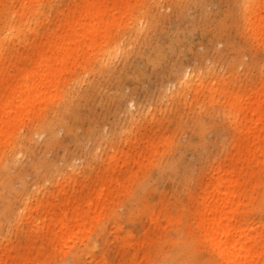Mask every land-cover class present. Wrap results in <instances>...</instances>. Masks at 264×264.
Masks as SVG:
<instances>
[{"label": "rangeland", "instance_id": "1", "mask_svg": "<svg viewBox=\"0 0 264 264\" xmlns=\"http://www.w3.org/2000/svg\"><path fill=\"white\" fill-rule=\"evenodd\" d=\"M90 1L34 0L17 20L19 0H0L1 70L29 53L15 78L29 72L34 33L61 36L66 13ZM249 1L98 0L105 35L0 142V264H206L193 224L217 164L232 171L233 217L264 238V152L246 153L224 102L264 74ZM198 68L209 74L198 92L177 94ZM9 80L0 73V106Z\"/></svg>", "mask_w": 264, "mask_h": 264}, {"label": "bare ground", "instance_id": "2", "mask_svg": "<svg viewBox=\"0 0 264 264\" xmlns=\"http://www.w3.org/2000/svg\"><path fill=\"white\" fill-rule=\"evenodd\" d=\"M33 1L19 0L20 8L13 13L14 17L17 20L21 19L23 9L32 7ZM243 11L252 13V18L246 25L250 28L251 34L258 32L257 43L264 47V0L257 3L250 0ZM105 12L104 5L98 3V0L85 3L81 9L80 7L76 10L70 9L65 17L68 29L61 36L54 39L47 36L44 42H40L38 34L34 33L38 40L32 46L35 60L29 72H25L19 79L15 78L16 70L29 62V53L20 57L16 68L7 71L0 68V73H8L10 78L6 84L9 91L0 106V142L7 140L20 116L45 100L47 88L53 85L59 70L61 68L67 70V60L74 61V58L80 55L82 45L105 35V22L101 21ZM55 29L56 27H53L51 31ZM18 32V27L10 31L15 36ZM99 44L98 42L97 45ZM119 51L120 46L116 42L111 45L105 43L101 54L109 56ZM203 77H209V74L203 73L199 68L191 72L185 71L181 84L178 85L180 91L176 93L185 95L184 89H187L196 94L202 85ZM260 81V86L254 92L245 89L242 98L235 93L224 101L234 128L243 127L244 136L250 139L246 145V153L256 158L262 156L264 152V148H261V141L264 140V74ZM217 89L221 95L228 91L223 86L215 88ZM241 128L238 132L242 131ZM212 170L213 174L208 177L212 181L206 195L200 196L199 204L203 209L193 224L194 233L207 245L208 257L203 262L217 264L220 259L226 260L229 264H264V238L248 235L246 228L239 223L240 219L233 217V209H230L236 196L230 178L225 179L223 176L232 171L224 169L219 164ZM199 255L201 256L200 253ZM196 257L197 255L195 256L197 260Z\"/></svg>", "mask_w": 264, "mask_h": 264}]
</instances>
